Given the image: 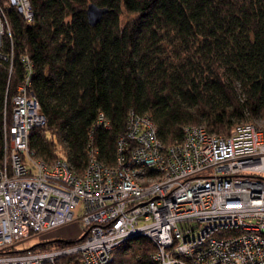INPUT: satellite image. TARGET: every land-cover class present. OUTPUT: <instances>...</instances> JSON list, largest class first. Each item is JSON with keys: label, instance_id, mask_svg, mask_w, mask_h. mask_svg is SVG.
<instances>
[{"label": "trees", "instance_id": "16d2710c", "mask_svg": "<svg viewBox=\"0 0 264 264\" xmlns=\"http://www.w3.org/2000/svg\"><path fill=\"white\" fill-rule=\"evenodd\" d=\"M28 1L32 22L0 0L12 39L4 50L13 51L11 74L8 63L0 67V165L24 56L46 119L29 131V148L47 162L66 159L78 173L89 149L115 163L130 112L149 117L165 146L180 142L184 127L228 136L264 118V0ZM90 4L105 10L94 25ZM100 115L106 126H98ZM153 252L147 238L134 237L117 247L112 264H158ZM63 262L81 264L78 255Z\"/></svg>", "mask_w": 264, "mask_h": 264}, {"label": "built area", "instance_id": "2783aa9c", "mask_svg": "<svg viewBox=\"0 0 264 264\" xmlns=\"http://www.w3.org/2000/svg\"><path fill=\"white\" fill-rule=\"evenodd\" d=\"M7 1L32 22L28 0ZM6 40L12 42L0 5V67L8 63L11 74ZM21 61L24 76L2 128L0 264H64L73 255L81 264H112L117 247L138 236L153 244L158 264H264V130L241 123L217 136L188 126L180 142L165 146L149 117L130 112L115 163L107 166L89 149L78 173L66 159L47 162L29 148V131L46 119L30 92L32 64ZM97 124L107 125L102 115ZM73 221L83 228L81 240L83 234L68 245L15 250Z\"/></svg>", "mask_w": 264, "mask_h": 264}, {"label": "rangeland", "instance_id": "374dc122", "mask_svg": "<svg viewBox=\"0 0 264 264\" xmlns=\"http://www.w3.org/2000/svg\"><path fill=\"white\" fill-rule=\"evenodd\" d=\"M247 123H252L256 127L260 128L261 130H264V118L263 117H258L256 120L252 122H247ZM83 232L84 231H83L81 224L78 221H73L68 224H65L57 228H54L52 230H49L45 233L34 234L30 236L29 238L18 243L15 246V250H24L34 245H37L39 243H44V242L49 243V241L57 240V239L65 240V241H73V240L78 239L83 234Z\"/></svg>", "mask_w": 264, "mask_h": 264}, {"label": "water", "instance_id": "95a60500", "mask_svg": "<svg viewBox=\"0 0 264 264\" xmlns=\"http://www.w3.org/2000/svg\"><path fill=\"white\" fill-rule=\"evenodd\" d=\"M104 12H105L104 9H100L96 7L95 5H92V4L88 5L86 14H87L89 23L92 25L96 24ZM84 235L85 234H83L78 240H81L84 237ZM56 241H61V240H52L51 243H55Z\"/></svg>", "mask_w": 264, "mask_h": 264}]
</instances>
